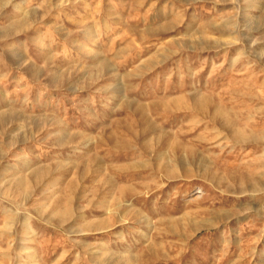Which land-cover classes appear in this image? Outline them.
<instances>
[{
  "label": "rangeland",
  "instance_id": "rangeland-1",
  "mask_svg": "<svg viewBox=\"0 0 264 264\" xmlns=\"http://www.w3.org/2000/svg\"><path fill=\"white\" fill-rule=\"evenodd\" d=\"M247 3L0 0V264H264Z\"/></svg>",
  "mask_w": 264,
  "mask_h": 264
},
{
  "label": "bare ground",
  "instance_id": "bare-ground-1",
  "mask_svg": "<svg viewBox=\"0 0 264 264\" xmlns=\"http://www.w3.org/2000/svg\"><path fill=\"white\" fill-rule=\"evenodd\" d=\"M222 1V0H221ZM225 1V0H224ZM236 1H238L239 2V4L241 5L240 7H243V10H246V9H248V8H250L251 6L247 3L248 1H251V0H236ZM258 5H259V3H258ZM254 7V6H253ZM204 106V105H203ZM203 106H195L196 108V111H198V112H201V113H203V112H208L209 110H208V108L205 110L204 109V107ZM208 110V111H207ZM221 113H223V112H221L220 110H218V109H215L214 110V112H212V120H217L220 116H221ZM179 161V160H178ZM80 232V231H79ZM80 233H82V232H80Z\"/></svg>",
  "mask_w": 264,
  "mask_h": 264
}]
</instances>
